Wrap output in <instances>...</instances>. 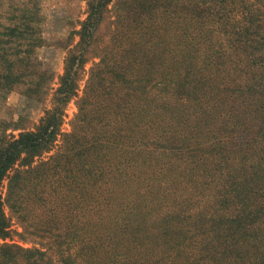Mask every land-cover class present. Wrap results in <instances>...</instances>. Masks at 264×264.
Returning a JSON list of instances; mask_svg holds the SVG:
<instances>
[{
    "label": "trees",
    "instance_id": "1",
    "mask_svg": "<svg viewBox=\"0 0 264 264\" xmlns=\"http://www.w3.org/2000/svg\"><path fill=\"white\" fill-rule=\"evenodd\" d=\"M83 1L56 89L41 0L0 10V264H264V0Z\"/></svg>",
    "mask_w": 264,
    "mask_h": 264
},
{
    "label": "rangeland",
    "instance_id": "2",
    "mask_svg": "<svg viewBox=\"0 0 264 264\" xmlns=\"http://www.w3.org/2000/svg\"><path fill=\"white\" fill-rule=\"evenodd\" d=\"M41 16L43 22V34L46 40V47L40 51L41 57L49 67L54 71L55 81L53 87L56 89L59 77L63 74L64 59L66 50L64 44L66 42H77L78 38L75 37V31L79 29L81 21L86 18V3L83 0H41ZM0 10L4 12L7 10L5 0H0ZM72 36L73 39L68 40ZM96 61H90L86 66L84 82L82 88L85 86L87 73ZM51 107V95L42 104L29 103L19 90L13 92L5 104L4 109L1 111V117L6 118L8 121L21 120L20 123L28 130L34 129L44 115L45 110ZM77 113L76 101L72 100L66 111V119L62 127L63 133H68L71 130V121ZM13 118V119H12ZM61 138L56 145V149L61 146ZM48 157V156H45ZM182 193L183 190L181 191ZM4 195L6 194V184L3 189ZM185 194V193H184ZM187 194L185 195V197ZM202 204V203H201ZM9 211V210H8ZM13 229L15 233L8 239V242L18 243L25 248H46V242L34 236L25 234L20 227L18 220L13 218ZM72 254L76 255L77 248L71 250ZM52 255V254H51ZM54 264H62L59 257L53 255Z\"/></svg>",
    "mask_w": 264,
    "mask_h": 264
}]
</instances>
